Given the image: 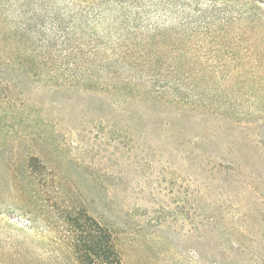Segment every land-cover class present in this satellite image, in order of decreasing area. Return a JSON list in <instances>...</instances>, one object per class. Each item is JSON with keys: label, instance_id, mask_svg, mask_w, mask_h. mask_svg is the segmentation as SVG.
<instances>
[{"label": "rangeland", "instance_id": "374dc122", "mask_svg": "<svg viewBox=\"0 0 264 264\" xmlns=\"http://www.w3.org/2000/svg\"><path fill=\"white\" fill-rule=\"evenodd\" d=\"M258 69L226 63L164 88L62 81L48 67L16 77L0 102V264H75L62 205L111 229L119 264H264ZM29 156L44 177L26 173Z\"/></svg>", "mask_w": 264, "mask_h": 264}, {"label": "trees", "instance_id": "16d2710c", "mask_svg": "<svg viewBox=\"0 0 264 264\" xmlns=\"http://www.w3.org/2000/svg\"><path fill=\"white\" fill-rule=\"evenodd\" d=\"M202 2L161 0L156 20L153 0H0V102L16 77L47 67L69 73L62 81L127 89L207 82L213 67L226 63L264 69V0ZM233 2L235 8L224 7ZM255 28L260 45L249 35ZM45 169L37 156L27 158L32 178ZM57 215L75 264L120 263L106 224L83 207L62 205Z\"/></svg>", "mask_w": 264, "mask_h": 264}]
</instances>
